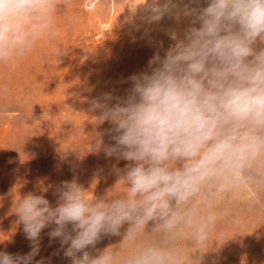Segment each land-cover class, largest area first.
Instances as JSON below:
<instances>
[{
  "label": "clouds",
  "instance_id": "clouds-1",
  "mask_svg": "<svg viewBox=\"0 0 264 264\" xmlns=\"http://www.w3.org/2000/svg\"><path fill=\"white\" fill-rule=\"evenodd\" d=\"M203 2L184 6L183 36L169 33L175 43L129 78L124 97L92 101L96 125L108 122L114 141L96 133L94 147L129 162L115 170L123 193L90 197L73 179L57 188L55 206L42 194L24 195L15 214L32 250L0 252V264H33L51 225L50 239L67 245L71 264H198L182 245L203 247L231 214L228 195L264 177V0ZM59 5L0 0V64L14 67L54 38ZM174 8L173 0L144 5L152 22ZM109 235L120 242L96 249Z\"/></svg>",
  "mask_w": 264,
  "mask_h": 264
},
{
  "label": "rangeland",
  "instance_id": "rangeland-1",
  "mask_svg": "<svg viewBox=\"0 0 264 264\" xmlns=\"http://www.w3.org/2000/svg\"><path fill=\"white\" fill-rule=\"evenodd\" d=\"M147 2L60 0L57 35L38 42L16 66L0 64V252L23 256L32 250L15 214L28 193L42 194L55 206L63 181L75 179L90 188V197L125 190L115 170L129 162L94 147L96 133H103L106 145L114 141L108 122L96 125L99 110L91 109L92 101L105 93L124 97L129 78L175 43L169 33L182 37L190 24L181 11L189 0H173L176 8L155 22L147 19ZM224 206L231 214L208 242L197 248L187 241L184 250L198 264H264V177L229 194ZM54 227L41 232L33 264H71L67 245L49 237ZM120 240L105 236L96 249Z\"/></svg>",
  "mask_w": 264,
  "mask_h": 264
}]
</instances>
